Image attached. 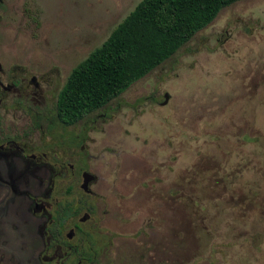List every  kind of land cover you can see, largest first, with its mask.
Here are the masks:
<instances>
[{"label": "rangeland", "instance_id": "rangeland-1", "mask_svg": "<svg viewBox=\"0 0 264 264\" xmlns=\"http://www.w3.org/2000/svg\"><path fill=\"white\" fill-rule=\"evenodd\" d=\"M12 1V38L60 71L61 89L142 0ZM114 106L89 140L96 219L114 239L105 252L122 264H264V0L222 10Z\"/></svg>", "mask_w": 264, "mask_h": 264}, {"label": "flooded vegetation", "instance_id": "flooded-vegetation-1", "mask_svg": "<svg viewBox=\"0 0 264 264\" xmlns=\"http://www.w3.org/2000/svg\"><path fill=\"white\" fill-rule=\"evenodd\" d=\"M16 10L0 0V264H122L105 252L114 239L96 219L100 179L88 165L90 134L119 107L63 120L60 71L16 44Z\"/></svg>", "mask_w": 264, "mask_h": 264}, {"label": "trees", "instance_id": "trees-1", "mask_svg": "<svg viewBox=\"0 0 264 264\" xmlns=\"http://www.w3.org/2000/svg\"><path fill=\"white\" fill-rule=\"evenodd\" d=\"M239 1L142 0L101 47L73 69L59 95L60 117L77 123L120 99Z\"/></svg>", "mask_w": 264, "mask_h": 264}, {"label": "water", "instance_id": "water-1", "mask_svg": "<svg viewBox=\"0 0 264 264\" xmlns=\"http://www.w3.org/2000/svg\"><path fill=\"white\" fill-rule=\"evenodd\" d=\"M168 101H169V96H168V95H166V96H165V101H164V103H168ZM85 183L87 184V183H88V181H87V180H85Z\"/></svg>", "mask_w": 264, "mask_h": 264}]
</instances>
